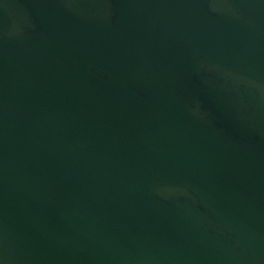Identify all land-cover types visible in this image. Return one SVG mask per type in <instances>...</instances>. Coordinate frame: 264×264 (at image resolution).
Returning a JSON list of instances; mask_svg holds the SVG:
<instances>
[{
	"label": "water",
	"instance_id": "1",
	"mask_svg": "<svg viewBox=\"0 0 264 264\" xmlns=\"http://www.w3.org/2000/svg\"><path fill=\"white\" fill-rule=\"evenodd\" d=\"M0 264H264V0H0Z\"/></svg>",
	"mask_w": 264,
	"mask_h": 264
}]
</instances>
